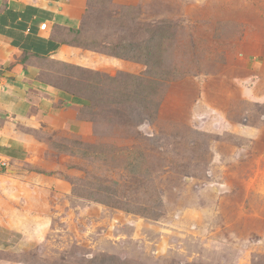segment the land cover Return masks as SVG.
<instances>
[{
    "label": "rangeland",
    "instance_id": "rangeland-1",
    "mask_svg": "<svg viewBox=\"0 0 264 264\" xmlns=\"http://www.w3.org/2000/svg\"><path fill=\"white\" fill-rule=\"evenodd\" d=\"M83 1V43L132 40L113 28L124 8L158 26L170 78L155 115L125 125L104 101L143 63L85 48L80 69L40 62L43 83L104 104L78 106L79 132L34 130V163L0 156V220L26 233L0 226V264H264V0Z\"/></svg>",
    "mask_w": 264,
    "mask_h": 264
},
{
    "label": "crops",
    "instance_id": "crops-1",
    "mask_svg": "<svg viewBox=\"0 0 264 264\" xmlns=\"http://www.w3.org/2000/svg\"><path fill=\"white\" fill-rule=\"evenodd\" d=\"M85 8L83 0H0V156L7 160L34 163L33 155L39 143L36 144L39 137L34 130L48 128L65 133L76 129L79 132L78 106L80 109L84 99L39 81L36 59L48 57L82 65L88 61L87 56L92 57L78 46L58 43L55 36L56 25L77 28ZM257 33L255 42L261 41ZM260 44L264 46V40ZM104 58L116 60L106 55ZM256 75L257 84L264 77V48ZM255 95L264 103V92ZM263 128L264 123L253 127L260 131ZM247 130L249 126L244 124L238 132L247 135ZM2 209L6 206L1 208L0 204V213ZM20 223L0 220V226L24 235L23 223ZM27 228L30 238L36 239V231ZM20 263L23 262H15Z\"/></svg>",
    "mask_w": 264,
    "mask_h": 264
},
{
    "label": "trees",
    "instance_id": "trees-1",
    "mask_svg": "<svg viewBox=\"0 0 264 264\" xmlns=\"http://www.w3.org/2000/svg\"><path fill=\"white\" fill-rule=\"evenodd\" d=\"M117 14L120 15L119 16L120 18L114 20L113 28H115L116 26L117 30H120L122 32L128 31L127 36L132 38V40L130 39L126 40L125 37H122L121 38L122 41H116V42L108 41L106 40L105 36L109 33V30H106L105 31L106 35L102 37L98 35L97 38L94 37L96 38V40L87 41V43H83L81 39L82 21H80V24L78 25L77 28H72V27L67 28L56 25L55 29H57L58 34H56L55 36L58 40V43H67L69 45L78 46L80 48L91 49L93 51L103 53L106 56H111L114 58L136 60L143 63L146 67H148V69L144 71L142 74L136 75V74H128L125 72L123 79L114 80L115 84L113 87H118V89L120 90L118 91L116 90L117 88L116 89L113 88L112 100L109 102L104 101L105 104L111 103L120 106L115 108V110L111 111L110 113L116 116L118 120H120L123 124L125 125L132 124L135 118L137 120H140L139 121L140 124L144 120H150L155 115L164 92L163 91L164 84L162 82L164 81L167 82L169 81L170 78L169 77L170 74H168L167 71L163 69V65L165 64V58L163 56L164 52L162 50L164 45L163 42L161 41L163 37L160 35L158 26H156L154 30V29H149L144 25H138L137 23H135V18L127 15V11H125L124 8L121 9L120 12ZM126 20H128V25H124ZM93 34H99V33L93 32ZM42 61H45L46 64L48 65L52 63L54 65H60V66L62 65L63 67L66 68L75 67L76 69L78 68L80 69V66L59 60L50 59L48 57H42L41 59H36L38 67L40 62ZM150 63L156 65L157 68L155 69L150 67L149 69ZM158 67H160L159 70ZM37 69H36V78L39 80ZM66 70L68 71V69ZM65 79L68 82H71L70 80H68V78ZM127 79H129L130 88L128 90L127 86L124 85L125 90L122 91L120 85L123 84L121 82L125 81L127 83ZM58 89L69 95L78 96L86 101L90 100L91 102L88 103V106H90V104L91 105L104 104L103 101H101L103 97L102 94H100L101 92L98 91L96 93L97 88L87 86L85 89V91L87 92L86 95H84L85 93H80V92H84L83 90H81L79 92V95H77V94H73L72 92L64 90V88L62 87ZM92 99L95 100L94 103ZM86 105L87 104H83L79 109V111H81L82 108L86 107ZM78 116H80V114ZM80 119L82 120L83 124L87 126L89 125L91 128H93V124L90 120H86L83 117H80ZM84 120H86L87 123L83 122ZM70 183L73 184L72 182ZM116 206L120 207L121 209L127 212H133V213L136 212L139 214H143V211H135L133 209L121 206L119 204H116ZM111 264H117V263H111Z\"/></svg>",
    "mask_w": 264,
    "mask_h": 264
},
{
    "label": "built area",
    "instance_id": "built-area-1",
    "mask_svg": "<svg viewBox=\"0 0 264 264\" xmlns=\"http://www.w3.org/2000/svg\"><path fill=\"white\" fill-rule=\"evenodd\" d=\"M2 160H4V159H2ZM4 164H5V162H1V161H0V165H1V166L4 165Z\"/></svg>",
    "mask_w": 264,
    "mask_h": 264
}]
</instances>
